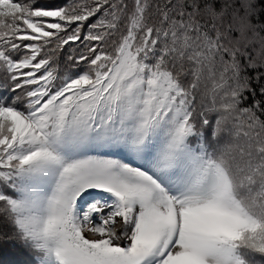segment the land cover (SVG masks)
Masks as SVG:
<instances>
[{"label":"snow or ice","instance_id":"6c2138e0","mask_svg":"<svg viewBox=\"0 0 264 264\" xmlns=\"http://www.w3.org/2000/svg\"><path fill=\"white\" fill-rule=\"evenodd\" d=\"M0 264H264V0H0Z\"/></svg>","mask_w":264,"mask_h":264},{"label":"trees","instance_id":"16d2710c","mask_svg":"<svg viewBox=\"0 0 264 264\" xmlns=\"http://www.w3.org/2000/svg\"><path fill=\"white\" fill-rule=\"evenodd\" d=\"M14 2L24 4V3L28 2V0H14ZM36 2L38 5H44V4H48V3L71 5L72 3L75 2V0H36ZM43 19L46 21L52 20L49 18H43ZM96 19H97V17H92V18H90V20L87 23L91 24V23L95 22ZM50 31H52V30H50ZM86 32H87V27H85V29H84L85 34H86ZM28 43L42 44L43 41L42 40L41 41H26L25 44H28ZM55 47H56L55 43H53L52 45L49 46V48H55ZM81 48H82V45H79V42H77V47H75V48H70L68 46H65V49L63 51L57 50V52L53 56L54 66H57L61 73L65 72L70 67V62L67 59L69 53H74L75 55H79V51L81 50ZM42 54L43 55H50L51 53L49 52V49L46 48V49H44V52ZM83 70H84V66L72 69V71L74 73H79V72H82ZM215 119H216V114L213 113L212 114V120L214 121ZM222 137H223V134H222ZM224 139H226V137L222 138V141H221L222 143H223Z\"/></svg>","mask_w":264,"mask_h":264},{"label":"rangeland","instance_id":"374dc122","mask_svg":"<svg viewBox=\"0 0 264 264\" xmlns=\"http://www.w3.org/2000/svg\"><path fill=\"white\" fill-rule=\"evenodd\" d=\"M34 19H35V18H34ZM40 19L44 20L43 18H40ZM49 19H52V20H53V18H49ZM23 27L26 29V26H23ZM26 30H27V29H26ZM27 31H30V30H27ZM24 43H26V41H25ZM93 154H95V153H93ZM113 158L123 159V157L120 156V155H117V156H115V157H113Z\"/></svg>","mask_w":264,"mask_h":264}]
</instances>
